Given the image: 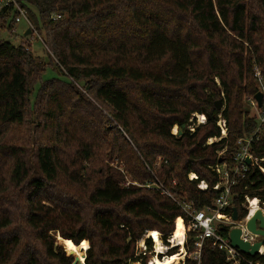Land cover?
Returning a JSON list of instances; mask_svg holds the SVG:
<instances>
[{
  "label": "trees",
  "instance_id": "1",
  "mask_svg": "<svg viewBox=\"0 0 264 264\" xmlns=\"http://www.w3.org/2000/svg\"><path fill=\"white\" fill-rule=\"evenodd\" d=\"M19 9L52 56L0 42V264H73L67 251L87 242L85 264H147L138 242L149 231L178 235L181 218L192 251L181 205L214 204L210 167L232 165L238 140L257 127L244 98L259 93L256 69L264 85V0H11L0 28L15 29ZM48 68L58 76L44 80ZM202 114L206 124L191 133ZM184 126L182 137L172 133ZM252 152L264 159V134ZM152 182L175 198L145 187ZM232 192L227 214L236 208L242 220L246 196L264 204V175L251 165ZM201 264L231 263L207 242Z\"/></svg>",
  "mask_w": 264,
  "mask_h": 264
},
{
  "label": "built area",
  "instance_id": "2",
  "mask_svg": "<svg viewBox=\"0 0 264 264\" xmlns=\"http://www.w3.org/2000/svg\"><path fill=\"white\" fill-rule=\"evenodd\" d=\"M11 0H8L6 3L8 4ZM20 17L17 19V23H20L22 19H26L28 22V26L32 28V24L29 22L27 14L24 10L19 9ZM59 17H55L58 19ZM40 41L44 40L40 37ZM29 49V48H28ZM30 50V49H29ZM255 78L257 79L259 92L264 95V85L261 73L258 69H256ZM250 106L253 107L256 111V115L252 116L256 119L257 127L254 130L253 134L240 138L237 142V153L234 156V162L232 165L227 163H218L215 166L210 167L212 172L216 174L219 179V182L213 188L214 191L219 192V197L215 200L212 206H207L200 210H195L193 204H182L181 207L185 211V213L191 217V230L195 235V247L192 251H189L186 247L188 234L186 229V238L184 240L183 245H179V243L174 244V233L168 237L166 241L163 240L161 235L156 232H147L146 235L138 242V251L137 256L146 257L148 254L153 255L152 259H147V264H154V259L164 261L165 258L169 257L168 253L177 249L176 255H179L180 260L177 261V264H185L186 260H193L198 264H201L202 258V250L204 245L207 242H211L213 247H217L222 251L227 253V261L231 264H261L260 262L254 261L250 259L248 256L240 253L237 249H234L231 246V242L229 239L230 231L233 228H239L242 231L241 238L243 241L254 245L255 243L261 241V237L251 233L247 229V222L252 217V203L254 200H257L256 206L258 210H262L264 213V204L257 198L251 199L246 196V203L244 207L247 209V216L238 222H234L232 220V212L231 214H227V210L232 208L233 206V188L238 184L241 179H244L250 171V166L254 165L257 167L261 173L264 175V168L262 167L263 160L256 158L252 152V146L260 140V136L264 134V102L261 108L258 107V103L255 99H250ZM197 121L190 127L188 130L191 133H194L195 128L204 125L207 122L206 115H195ZM218 127L221 130L222 138H227L228 130L225 119L222 118L221 115L218 116ZM178 128V127H177ZM177 136V135H176ZM219 142L220 139H210L208 141V145L213 144V141ZM225 152L219 153V157H223ZM250 159L251 165L246 163V160ZM191 180H197L195 175H190ZM175 183V182H174ZM148 189H156L161 190L163 194L175 198L169 191L165 190L163 185L158 182L148 183L146 186ZM198 188L205 192L208 190V185L205 182H202L198 185ZM255 206V205H254ZM179 219V218H178ZM177 219V220H178ZM182 219V218H181ZM183 220V219H182ZM177 222V221H176ZM184 222V220H183ZM223 227H229V231L226 237H223L219 232ZM151 239L153 246L152 249L147 247V241ZM159 240L162 244L163 250L157 251L156 249V240ZM261 255H264V252H261ZM174 255V256H176ZM173 257V256H172ZM140 264V263H137Z\"/></svg>",
  "mask_w": 264,
  "mask_h": 264
},
{
  "label": "rangeland",
  "instance_id": "3",
  "mask_svg": "<svg viewBox=\"0 0 264 264\" xmlns=\"http://www.w3.org/2000/svg\"><path fill=\"white\" fill-rule=\"evenodd\" d=\"M7 1L8 0H1L0 1V7L3 5V3H6ZM1 25H2V23H0V26ZM28 31H29V34L27 36H25L28 33ZM40 37L42 39H44L43 36L39 35L38 32H36L34 27L28 28V22L26 19H22L21 22L18 23L16 28L12 29L11 32L7 31V26L5 29L0 28V42H5V41L10 42L15 46L25 45L26 47H28L30 49V51L34 55V57L40 58V59L44 60L45 62H47L48 56H52V54L48 50L45 49L43 42L40 41ZM57 76H58L57 72L53 71L51 68H48V70L46 71V74L44 75V80H49V79L55 78ZM217 83H219L218 80H217ZM37 87H38L37 85L34 86L33 90H37ZM76 89H78L80 92H82V94L84 95L85 98H87L95 107H97L99 110L102 111V108L95 102V100H93V98L86 91H84V88L82 87V85L78 84ZM34 96H35V94H34ZM32 99H34V97H32ZM250 99L244 98V100H245L244 103L246 106V110L249 111V113L252 117V116H255L257 113H256L255 109L250 106V102H249ZM220 104H221V108L223 110L225 107H223L222 102H220ZM105 114H106V112H105ZM194 119H195V121H197V118H194ZM35 127H36V123H34V125L32 126L33 134H34L33 128H35ZM111 127L112 128L115 127V124L110 126L109 128H111ZM178 128L176 127L177 130L175 128L173 129L172 133L174 135H177ZM174 130H176V132H174ZM215 142H216V140L213 141V143H215ZM158 161H159V159H158ZM112 165H115L118 168V170L123 173V175L125 177V183L133 182L132 178L125 172L124 165L121 162H119L116 159V160H114V162H112ZM150 232H153V231H150ZM58 237L59 236H57V240H58ZM58 242L60 245L63 244L62 241L58 240ZM88 245H89V243H88ZM89 247H90V245H89ZM87 251H84V254H86ZM67 253L69 255V252H67ZM152 258H153V255L148 254L147 259L149 260ZM178 260H180V259H178ZM174 264H177V262Z\"/></svg>",
  "mask_w": 264,
  "mask_h": 264
},
{
  "label": "water",
  "instance_id": "4",
  "mask_svg": "<svg viewBox=\"0 0 264 264\" xmlns=\"http://www.w3.org/2000/svg\"><path fill=\"white\" fill-rule=\"evenodd\" d=\"M28 34H29V31L25 36H27ZM255 100L258 103V107L261 108L263 105V102H264L263 93H261V92L257 93L255 96ZM218 108L221 109L220 103H219ZM184 130H186L185 126L182 128H178L177 136L182 137L184 134ZM222 162H223L222 160L219 161V163H222ZM246 163L248 165H251L250 159H247ZM232 220L234 222L239 221V214H238V210L236 208H234L232 211ZM247 229L251 233L261 237L262 238L261 241L255 243L254 245L247 243V242L243 241L241 238V235H242L241 229L233 228L229 234L231 246L234 249H237L240 253H242L248 257H255L257 255H261L262 254L261 249L264 248V213L262 210H258L252 215L250 220L247 222ZM58 240L59 241H61V240L66 241V240H63L62 238H60V236H59ZM61 246H63L65 248V250L67 251L66 246H64L63 244ZM69 256H74L73 264H85L86 254H84L81 258L79 256H75L74 252H70Z\"/></svg>",
  "mask_w": 264,
  "mask_h": 264
},
{
  "label": "bare ground",
  "instance_id": "5",
  "mask_svg": "<svg viewBox=\"0 0 264 264\" xmlns=\"http://www.w3.org/2000/svg\"><path fill=\"white\" fill-rule=\"evenodd\" d=\"M175 129H176V127H175ZM176 130H174V132H176ZM257 202H258L257 200H254L253 203H252V205H253L252 206L253 208L251 210V214L252 215L256 211H258V207L256 206ZM179 226H180L181 232L178 235H174V238H173L174 239V244L179 243V245L180 244L183 245L184 244V240L186 238V229H185L184 222H183L182 219L180 220ZM156 241H157L156 249L159 252V251L163 250L162 244L160 243V241L158 239ZM88 248H89L88 243H85L82 246L77 247V248H74V247L71 246L68 252L69 253L70 252H74L75 256H79V257L82 258V256L84 255V251H87ZM261 251L263 252L264 248H262ZM178 259H180L179 255H176V256H173V257H167V258H165L164 261L154 259V261H155L154 264H174L177 261H179Z\"/></svg>",
  "mask_w": 264,
  "mask_h": 264
}]
</instances>
